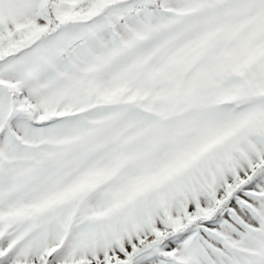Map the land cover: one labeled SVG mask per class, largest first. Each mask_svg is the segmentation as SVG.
<instances>
[{"label": "snow or ice", "instance_id": "6c2138e0", "mask_svg": "<svg viewBox=\"0 0 264 264\" xmlns=\"http://www.w3.org/2000/svg\"><path fill=\"white\" fill-rule=\"evenodd\" d=\"M0 264H264V0H0Z\"/></svg>", "mask_w": 264, "mask_h": 264}]
</instances>
